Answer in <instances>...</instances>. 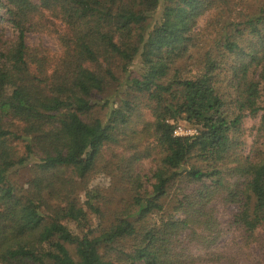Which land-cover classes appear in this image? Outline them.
<instances>
[{
	"label": "trees",
	"instance_id": "obj_1",
	"mask_svg": "<svg viewBox=\"0 0 264 264\" xmlns=\"http://www.w3.org/2000/svg\"><path fill=\"white\" fill-rule=\"evenodd\" d=\"M211 1L0 0V264H191L179 238L210 252L217 200L264 233V7L184 68ZM47 31L54 54L28 44Z\"/></svg>",
	"mask_w": 264,
	"mask_h": 264
},
{
	"label": "rangeland",
	"instance_id": "obj_2",
	"mask_svg": "<svg viewBox=\"0 0 264 264\" xmlns=\"http://www.w3.org/2000/svg\"><path fill=\"white\" fill-rule=\"evenodd\" d=\"M264 7V0H212L209 7L206 8L202 15L199 16L193 34V48L191 49V59L181 63V66H189L188 69H195L204 54L215 51L218 42V36L222 33L230 23H241L248 15L253 14L256 10ZM55 35L53 32L47 31L43 33H32L28 35L29 46L40 44L49 54L57 52ZM223 80V77L220 78ZM219 89L225 91V84L219 83ZM264 102V91H263ZM140 114L143 119H150L149 109L143 107L145 102H142ZM97 114L102 112L97 111ZM258 124V119H247L243 124V130L247 139L246 153L250 149L253 141V127ZM117 153L128 156L127 151H122V148L116 149ZM105 159H109V154H104ZM152 161L149 158L143 159L137 163L138 169L147 173ZM125 170L123 167L120 171ZM118 172V173H119ZM122 173V172H121ZM111 174L105 173L103 169H98L90 177L89 189L98 188L105 191V195L112 190ZM25 175H21L18 180L24 181ZM111 193V192H110ZM84 195V191L79 193ZM215 210L216 218L220 226V236L216 245L210 252L206 253L195 244L188 242L186 234H182L179 238V250L181 249L184 255H188L191 264H264V233L258 232L257 239L253 242L246 240L245 234L239 224L235 223V216L238 213L236 205H229L223 201L217 200L212 204ZM189 260V261H190ZM216 260L215 262H212Z\"/></svg>",
	"mask_w": 264,
	"mask_h": 264
},
{
	"label": "built area",
	"instance_id": "obj_3",
	"mask_svg": "<svg viewBox=\"0 0 264 264\" xmlns=\"http://www.w3.org/2000/svg\"><path fill=\"white\" fill-rule=\"evenodd\" d=\"M195 133L194 130H190V129H185L183 127H177L174 131V135L176 137H181V136H190L193 135Z\"/></svg>",
	"mask_w": 264,
	"mask_h": 264
}]
</instances>
